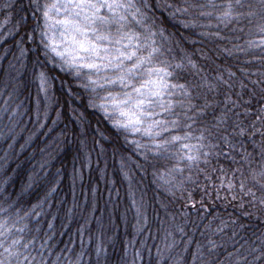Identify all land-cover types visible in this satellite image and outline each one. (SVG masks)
<instances>
[{"label":"snow or ice","instance_id":"1","mask_svg":"<svg viewBox=\"0 0 264 264\" xmlns=\"http://www.w3.org/2000/svg\"><path fill=\"white\" fill-rule=\"evenodd\" d=\"M20 4L17 7L7 0L0 4L24 13L11 29L0 31V264H81L83 251L74 258L63 249L56 253L59 245L52 243L55 237L49 233L61 212L65 218H72L76 208H87L75 199L65 208V197L59 196V191L68 175L64 170L68 156L75 162L83 152L80 167L74 163L69 176L74 197L76 181L83 179L82 170L91 163L86 138L79 139L75 154L68 152L70 137H84L85 123L91 127L86 116L89 109L111 130L97 127L93 129L96 136L110 141L114 132L123 142L119 147L128 146L120 153L119 169L129 183V197L136 209L135 231L143 228L140 218L144 202L135 199L132 178L135 171L146 170L150 156L170 163L166 173L153 166L154 178L195 168L197 178L203 176L213 185L219 181L217 198L223 190L239 200L241 207L264 208V0H28L27 7L20 0ZM28 12L35 15L31 25L27 23ZM213 19L217 24L236 21L247 26L250 38L243 41L244 47L233 46L247 59L235 72L229 70L228 79L218 73L216 80L204 77L199 84L191 83L182 79V74L196 75L197 64L190 56L176 59L171 55L173 33L166 25L172 22L185 30L203 29L211 26ZM8 22L5 17L0 28ZM197 34L225 39L218 31ZM256 64L259 66L252 67ZM57 72L68 79H61L54 74ZM237 72L242 77L240 91H234ZM57 79L63 89L59 96L55 94ZM30 83L36 84V97L34 104L25 105L19 97ZM221 84L233 91L225 93L219 112L213 111L211 120H201L214 104L207 93L218 94ZM201 88L203 98L197 91ZM57 104L60 106L52 117ZM65 107L68 122L79 132L67 131V124L56 131ZM96 146L103 156L106 149L99 140L93 141L92 151ZM29 148L32 151L21 161ZM118 150L113 147L114 157ZM221 157L228 167H210L213 159L218 162ZM57 162L61 167L53 171ZM24 163L28 164L26 179L22 178L17 187L15 177ZM12 164L16 166L9 172ZM101 173L103 178L106 166ZM96 191L93 186L92 192ZM95 210L94 203L89 211ZM82 229L83 225L81 235ZM207 244V252L197 244L189 264H264V232H255L242 242L218 245L208 240ZM95 253L96 264H100L102 244L96 245ZM142 259L136 251L128 261L125 245L124 264H138Z\"/></svg>","mask_w":264,"mask_h":264},{"label":"trees","instance_id":"2","mask_svg":"<svg viewBox=\"0 0 264 264\" xmlns=\"http://www.w3.org/2000/svg\"><path fill=\"white\" fill-rule=\"evenodd\" d=\"M7 2L21 7L20 0H7ZM2 3L3 0H0V4ZM27 5L28 0H23L22 6L27 7ZM23 14L22 12L18 13L15 8L9 10L0 6V22H3L5 17L10 19L6 27L0 28V31L11 29L19 16ZM27 15L29 16L27 23L31 25L35 20V15L32 12H28ZM166 26L169 32L173 33L170 37L173 47L171 55L175 56L176 59L181 56H190L197 64L199 71L196 75H192L190 72L182 74V79L191 83L199 84L204 77L209 80H216L218 73L223 74V77L228 79L229 70L235 72L241 66L240 62L247 59V56L236 53L233 48L237 44L244 47L243 41L250 38L246 35L249 29L243 22L232 21L228 24H217V21L213 19L211 26L195 30H185L179 25L173 26L172 22ZM241 28H243L242 31ZM201 31L211 33L218 31L225 39L198 35L197 33ZM236 36H239L240 39L236 40L234 38ZM11 42V40L8 41V43ZM226 49L232 51L233 55L229 56ZM8 55L11 57L12 53L9 52ZM249 55H259V53L250 52ZM4 63L6 64L7 61L5 60ZM258 66V64L252 65V67ZM54 74L61 79H68L61 72ZM256 78V76L251 77V79ZM241 79V75L237 72L234 77L236 83L234 91H240ZM248 87L251 88V85L249 84ZM55 89L56 96H59L63 91L60 79L56 80ZM197 91L203 98L204 89H197ZM230 91L233 90L221 84L218 94L207 93V98L213 100L214 104L207 110L206 116L200 117V119L211 120L213 111L219 112L225 93ZM35 97L36 84L30 83L28 88L21 90L19 100L25 105L34 104ZM243 98L245 100L248 98L247 91L244 92ZM233 99H235L234 94ZM215 101H219L220 104H216ZM202 102V99L197 101L198 104ZM59 106V104L54 105L50 113L52 117L56 116L55 108ZM86 116L91 121V127L85 123L84 137H70L72 144L68 148V152L75 154L79 148V139L86 138L87 150L91 151V163L83 168V179L76 181L74 197L69 176L74 163L77 168L80 167L83 152L80 153L81 159H77L75 162L71 156L67 157L64 170L68 175L63 178L64 183L60 185L59 196L65 197V208L72 206L74 199L81 206L86 204L87 208H84L83 211L76 208L72 218H65L61 212L60 218L53 221L55 227L49 235H54L55 239L52 243L59 245L55 248L56 253L63 249L65 252L70 251L74 258L76 253L83 251L81 264H88L89 260L92 261V264H96L95 247L97 244H102L104 253L101 255L100 264H124V249L127 245L128 261L132 260L136 251H140L143 259L138 264H158V262L159 264H189L192 259V252L197 248L198 243L203 245V250L207 252L208 240L215 241L218 245L230 244L232 240L242 242L244 239L250 238L255 232H264V208L259 205L253 208L247 204L241 207L239 200H233L223 190L220 191V198H217L216 190L219 181L216 180L213 185L212 182H206L203 176L197 178L195 168L191 171L185 169L183 174L180 172H173L171 176L165 174L163 179L154 178L153 166L166 173L170 163L163 158H152L151 156L145 164L146 170L135 171L132 178V190L135 199L137 201L142 199L144 202L143 215L140 218L143 228L138 232L135 231L136 209L132 207V201L129 197V183L121 176L119 169L120 153L128 146L119 147L123 142L117 138L114 132H112L110 141L100 139L94 134L93 129L99 127L103 131L109 129V125L101 116L94 114L91 109L88 110ZM67 117L68 111L65 107L64 116L58 123L56 131L65 128V124H67V131L79 132V128H76L73 123H69ZM48 123H51V120ZM31 127L32 125L29 124L28 128ZM109 131L111 130L109 129ZM193 131H195V126ZM105 135H108V132H105ZM94 140H99V144L106 149L103 156L99 155V146H96L95 150L92 151ZM17 147H19L18 144ZM113 147L119 148L115 157L113 156ZM31 151V148L27 149L20 160L23 161ZM19 162L17 161V163ZM140 163H144V161L141 160ZM220 165L228 167V162L223 157L218 162L213 159L210 167L219 168ZM15 166L12 164L8 171L11 172ZM105 166L106 174L102 178L101 169H104ZM232 166L235 167V165ZM256 166L258 167V165ZM57 167H61V163L57 162L53 171ZM201 167L204 165L201 164ZM26 170H28V164L24 163L19 169V175L15 177L17 187H19L22 178L26 179ZM216 175L219 173L217 172ZM188 176H191L190 180L185 179ZM164 180L169 181V183L165 184ZM93 186L97 188L95 194L92 192ZM206 187L208 191L205 190ZM209 192L211 194H208ZM245 199L249 198L245 197ZM94 203L96 210L90 212L89 210ZM245 212L249 215L246 216ZM145 215L147 223H144ZM62 225H67V227H62ZM81 225H83L82 235ZM44 227L46 228L47 224ZM218 228L221 231H217ZM168 233L171 235L169 236ZM233 233L236 235L234 236ZM169 243H173V247L169 248ZM196 264H199V261Z\"/></svg>","mask_w":264,"mask_h":264}]
</instances>
